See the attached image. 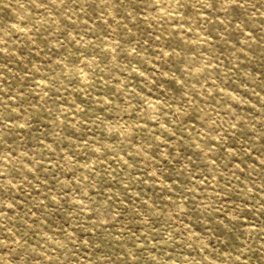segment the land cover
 I'll return each instance as SVG.
<instances>
[{
  "label": "rangeland",
  "instance_id": "1",
  "mask_svg": "<svg viewBox=\"0 0 264 264\" xmlns=\"http://www.w3.org/2000/svg\"><path fill=\"white\" fill-rule=\"evenodd\" d=\"M0 264H264V0H0Z\"/></svg>",
  "mask_w": 264,
  "mask_h": 264
}]
</instances>
